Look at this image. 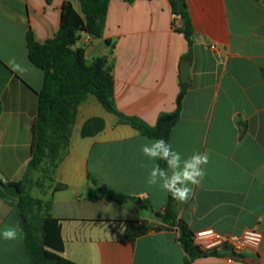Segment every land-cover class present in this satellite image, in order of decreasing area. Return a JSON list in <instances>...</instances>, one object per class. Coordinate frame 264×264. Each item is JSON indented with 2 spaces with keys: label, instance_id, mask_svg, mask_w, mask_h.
Instances as JSON below:
<instances>
[{
  "label": "crops",
  "instance_id": "crops-1",
  "mask_svg": "<svg viewBox=\"0 0 264 264\" xmlns=\"http://www.w3.org/2000/svg\"><path fill=\"white\" fill-rule=\"evenodd\" d=\"M67 2L80 13L78 0H0V181L19 184L22 193L0 187V233L19 229L17 240L0 237V264H33L20 196L50 202L36 215L44 256L57 264H182L178 231L156 216L167 193L146 184L152 162L140 146L153 139L120 124L93 96L78 107L69 148L48 182H34L40 172L28 170L44 73L28 58L27 31L38 44L52 39ZM184 2L193 28L189 87L168 143L185 159L207 152L209 163L187 203L176 201L178 218L192 234L255 230L262 237L239 258L205 256L191 264H264V0ZM183 24L169 0H109L101 37L80 33L74 48L84 49L86 63L107 57L117 110L153 127L175 110L188 53ZM95 117L103 130L82 138V126ZM88 174L102 191L131 199L88 200ZM57 185L63 188L55 191Z\"/></svg>",
  "mask_w": 264,
  "mask_h": 264
},
{
  "label": "trees",
  "instance_id": "trees-1",
  "mask_svg": "<svg viewBox=\"0 0 264 264\" xmlns=\"http://www.w3.org/2000/svg\"><path fill=\"white\" fill-rule=\"evenodd\" d=\"M51 0H46L50 3ZM80 13L67 2L62 5L60 25L54 37L43 44L33 40L31 32L27 31V50L30 62L44 73L42 89L37 93L38 108L32 126L31 159L28 170L50 175L61 157L67 152L70 144L72 126L77 109L88 96H93L98 104L109 114L116 116L120 124L129 125L148 139L163 138L167 142L172 128L177 123L182 101L189 85L179 81V93L172 113H162L157 117L153 127L146 125L135 117H127L120 113L113 101V85L111 65L107 57L94 58L89 63L84 59V49L74 48L79 40V34L84 33L92 39L101 37L109 0H78ZM131 3L133 0H126ZM175 17L183 18L184 26L178 29L188 43V53L183 59L190 60L193 28L187 11L178 12L174 0H169ZM108 43V41H105ZM54 69L50 72L51 66ZM104 128V121L95 117L87 120L81 128V137H93ZM164 168L163 161H159ZM91 184L87 198L90 201L105 200L121 204L131 198L125 195L104 192L98 188L96 180L87 175ZM2 188H14L21 195L20 185L5 184ZM63 187L57 185L55 191ZM50 202L20 196L21 226L25 234L26 248L33 264H57L56 260L44 256L43 246L45 233L42 220L37 217L42 209L49 208ZM37 210L34 214L33 211ZM37 214V215H36ZM162 223L174 227L178 231V239L185 258L182 264H191L193 260L205 256H227L239 258L232 251L222 249L200 250L193 244V234L178 218L176 200L167 194L163 214L156 215Z\"/></svg>",
  "mask_w": 264,
  "mask_h": 264
},
{
  "label": "clouds",
  "instance_id": "clouds-1",
  "mask_svg": "<svg viewBox=\"0 0 264 264\" xmlns=\"http://www.w3.org/2000/svg\"><path fill=\"white\" fill-rule=\"evenodd\" d=\"M140 151L152 162L146 184L158 187L179 203H187L193 186H199L204 179V166L209 163L208 153L195 152L185 159L163 138L146 141L141 144ZM159 161L164 162V168L160 167ZM0 237L6 241L17 240L19 229L9 226L0 233Z\"/></svg>",
  "mask_w": 264,
  "mask_h": 264
},
{
  "label": "built area",
  "instance_id": "built-area-1",
  "mask_svg": "<svg viewBox=\"0 0 264 264\" xmlns=\"http://www.w3.org/2000/svg\"><path fill=\"white\" fill-rule=\"evenodd\" d=\"M211 49L216 52V47ZM258 231H246L240 236L220 234L211 229L193 233V244L200 250L222 249L230 247L234 255L241 256L244 252L256 250L261 242ZM233 259V257H229Z\"/></svg>",
  "mask_w": 264,
  "mask_h": 264
},
{
  "label": "water",
  "instance_id": "water-1",
  "mask_svg": "<svg viewBox=\"0 0 264 264\" xmlns=\"http://www.w3.org/2000/svg\"><path fill=\"white\" fill-rule=\"evenodd\" d=\"M174 2L177 4V11L178 12H183L186 11V6L184 0H174ZM183 21L184 19L181 18ZM184 26V24H183ZM189 65L190 62L189 60H182L180 62L179 66V79L181 83L188 84L189 83ZM226 250L230 251L231 248L227 247Z\"/></svg>",
  "mask_w": 264,
  "mask_h": 264
},
{
  "label": "rangeland",
  "instance_id": "rangeland-1",
  "mask_svg": "<svg viewBox=\"0 0 264 264\" xmlns=\"http://www.w3.org/2000/svg\"><path fill=\"white\" fill-rule=\"evenodd\" d=\"M53 69H54V65L51 66V68H50L51 71L50 72H52ZM50 177H51L50 172L48 174H44V173L40 172L34 182H39V184L41 186H44L45 183L48 182Z\"/></svg>",
  "mask_w": 264,
  "mask_h": 264
}]
</instances>
